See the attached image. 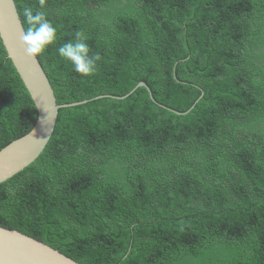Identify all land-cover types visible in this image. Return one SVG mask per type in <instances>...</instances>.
Segmentation results:
<instances>
[{"label":"trees","instance_id":"1","mask_svg":"<svg viewBox=\"0 0 264 264\" xmlns=\"http://www.w3.org/2000/svg\"><path fill=\"white\" fill-rule=\"evenodd\" d=\"M15 3L59 105L158 104L60 109L0 227L79 264H264V0ZM37 117L0 37V151Z\"/></svg>","mask_w":264,"mask_h":264},{"label":"water","instance_id":"2","mask_svg":"<svg viewBox=\"0 0 264 264\" xmlns=\"http://www.w3.org/2000/svg\"><path fill=\"white\" fill-rule=\"evenodd\" d=\"M0 37L8 58L23 80L38 113L34 128L0 151V184L20 173L43 153L55 131L60 109L83 105L102 98L125 100L142 87L148 90L151 100L158 104L148 85L140 82L123 97L107 95L59 105L50 80L28 39L15 0H0ZM193 108L194 106L185 113L177 114L186 115ZM0 264L79 263L38 239L17 230L0 227Z\"/></svg>","mask_w":264,"mask_h":264}]
</instances>
